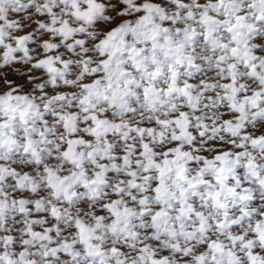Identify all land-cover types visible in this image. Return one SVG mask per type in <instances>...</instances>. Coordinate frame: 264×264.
Wrapping results in <instances>:
<instances>
[{
    "label": "snow or ice",
    "instance_id": "1",
    "mask_svg": "<svg viewBox=\"0 0 264 264\" xmlns=\"http://www.w3.org/2000/svg\"><path fill=\"white\" fill-rule=\"evenodd\" d=\"M0 264H264V0H0Z\"/></svg>",
    "mask_w": 264,
    "mask_h": 264
}]
</instances>
